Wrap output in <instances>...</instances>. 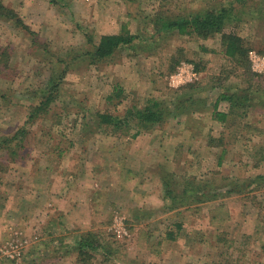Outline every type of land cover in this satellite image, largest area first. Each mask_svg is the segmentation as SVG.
I'll use <instances>...</instances> for the list:
<instances>
[{
	"label": "rangeland",
	"instance_id": "1",
	"mask_svg": "<svg viewBox=\"0 0 264 264\" xmlns=\"http://www.w3.org/2000/svg\"><path fill=\"white\" fill-rule=\"evenodd\" d=\"M214 2L167 0L166 6L174 12L183 3L187 13ZM56 3L3 0L29 30L0 18V52L5 54H0V140L11 138L24 125L28 128L21 146L15 147L18 139H10L0 150V244L21 242L19 259L0 257V264H49L53 259L52 264H110L99 252L90 251L87 261L77 262L76 242L82 229L72 215L92 212L94 217L87 222L118 253L114 264H213L220 261V247L234 257L238 250L250 249L246 263L264 264V229L258 228L263 227L264 189L257 192L261 206L247 210L244 217L242 207L250 202L242 203L244 200L236 196H218L197 205H187L190 200H185L186 205L170 210L162 185L165 174L182 189L187 177L198 184L210 175L212 186H220V177L246 178L262 173L248 157L262 134L250 129L247 133L251 135L246 133L250 140L240 136L232 141L236 151L225 156L222 167H216L219 153L207 143L209 138L218 139L223 130L210 119L186 114L147 130L131 125L121 132L97 124V114L113 112L117 99L108 102L106 98L114 88L125 95L114 111L117 113H112L116 115L130 106L141 108L149 99L170 103L176 96L190 93L189 84L199 97L207 99L210 110L220 88L205 91L202 87L216 84L219 72L221 86L243 85V70L231 69L232 64L222 54L220 36L201 40L154 34L147 18L157 6L153 0ZM244 9L245 14L237 13L238 20L228 23L224 31L251 43L250 71L261 76L264 71L253 70L249 55L254 52L264 57L257 52L264 46V1H249ZM122 25L138 36L134 46L91 64L83 53L91 51L101 35L119 33ZM178 56L183 57L169 73L170 58ZM181 63L194 66L197 81L173 85L171 76ZM51 79L57 85L51 104L26 124L29 113L44 100ZM199 84L202 87H197ZM219 105L222 109L226 104ZM200 107L198 104L190 110L196 113ZM254 113L246 121L264 131V110ZM236 131L244 135L240 127ZM11 149L17 153L11 154ZM93 150L97 153H90ZM108 150L112 152L107 155ZM104 156L110 162L98 164ZM230 157L234 164L227 163ZM58 195L59 200L52 199ZM220 204L221 209L214 208ZM194 206L200 208L198 213L178 229L175 225L182 224L186 208ZM212 212L214 220L209 219ZM117 215L125 218L129 238L120 239L111 231ZM50 217L53 221L45 220ZM163 232L173 233L176 239L163 237ZM221 236L227 243H220ZM154 248L159 251H150Z\"/></svg>",
	"mask_w": 264,
	"mask_h": 264
},
{
	"label": "trees",
	"instance_id": "2",
	"mask_svg": "<svg viewBox=\"0 0 264 264\" xmlns=\"http://www.w3.org/2000/svg\"><path fill=\"white\" fill-rule=\"evenodd\" d=\"M127 1L136 3L139 0ZM213 1L215 2L208 6H204L203 8L198 7L192 11L184 13L187 10H184L186 5L183 6V3L180 4V6L178 5L175 7V11L177 10L176 12H172L171 9L166 6L167 0H153V4L157 3L158 7H153L154 9L152 8L150 16L147 18L153 27L154 34L158 35L169 33L187 38L194 37L201 40L220 36L219 41L222 54L228 62L232 64L231 69L243 70L241 75H243L242 83L244 87H242L243 85L240 83L239 86L237 85L234 88L221 86L220 76L222 72H219L216 77V84L214 83L213 86L209 85L211 87H207L208 84H206L205 87L200 86L201 84L197 85V87L200 86L205 91H212L220 88V92L218 91L219 93L216 94L215 101L210 110L208 107L209 105H206L207 99L199 97L198 94H196L197 92L192 90L194 86L189 84L187 87L190 89V93H182L176 96L174 100H171L170 103H168L166 99H149L145 106L141 108L130 106L122 115L112 114L117 109V105L121 104L123 100L122 98L125 97L123 91L119 88H114L111 94L106 98L108 102L117 99V102L112 104V106H114L113 112L107 111L105 113L97 114V124L98 126L109 127L114 132H121L128 129L131 125H135L136 128L147 130L156 125L165 123L169 118L180 115L185 116L186 114H191L190 116L193 117L210 119L213 123L219 125L221 130H223L218 139L215 140L209 138V142L207 143V146L210 147L211 150L216 149V153H219L217 155L218 161L216 162V167H222V164L225 161V156H231V154L236 151L234 150V145L231 144L232 141L239 139L240 136H243L246 140H250L248 136H250L251 133H247L250 129L256 131L257 135L262 134L257 146L252 149L251 153H248V157L254 162V168H259V170L262 169V173L260 174L246 178L233 177L222 179L220 177V186H212L214 179L212 176L210 178V175H207V177H205L204 180L202 179L198 184L194 183L195 180L187 177L183 179L185 185L182 186V189L177 188L176 183L171 180L169 174H165L166 177L162 180L164 198L168 202V209L170 210L176 209L179 205H186L184 204L185 200H190L187 205H197L215 199L218 196H220V198L236 196L237 200H244L242 203L246 204V201L250 202L246 206L242 205L241 214L244 216L247 210L261 206V202L257 203V192L259 193V190L263 191L264 189V131L263 129H259L252 121H246V118L250 113L253 114L255 112L254 114H259L260 111L264 110V75H256L250 71L248 53L252 50L251 43L249 44L246 39L234 32H225L224 30L226 26H228V23L238 20L237 13L239 16L245 14L246 10L244 8L249 1L255 0ZM48 2L57 5L56 0H48ZM0 18L13 20L16 25L26 27L20 17L11 8H8L3 4V0H0ZM26 28L29 30L28 27ZM86 37L89 42H92L91 37ZM138 39L137 35H131L125 26L122 25L119 33L101 35L97 43L95 42L92 44V50L84 52L83 55L90 59L91 64H98L111 59L118 50H121L124 47H133V42ZM257 52L264 56V46ZM0 54L5 57L4 53L0 52ZM182 57L183 56L170 58L169 73L174 72L175 66ZM5 60L6 59H4V61ZM195 67L198 68V65L195 64ZM225 78H227V76ZM49 86L44 100L40 101L39 105L29 113L25 122L26 124H31V122L37 117V114L44 113L49 104H51L57 85L55 83L53 84V79H51ZM232 89H234V91H232ZM220 103H225L226 107L223 106L222 109H220ZM198 104L201 106L199 108L200 110L196 113H194V110H190L192 106ZM239 127L244 135H238V131L236 130H238ZM27 128L28 126L24 125L17 129L11 138L0 140V150L5 149V145L3 144H6L10 139H18L20 144H15V147L21 146L22 135ZM224 140H227L228 144H225ZM16 153L15 149H11V154ZM230 161L234 164V160H232L231 157L227 163L229 164ZM248 192L254 193L250 194L251 196H248ZM221 207H223L222 204L214 208L219 210ZM199 209L198 206L192 208L187 207V212L182 215V224L178 223L175 226H177L178 229L184 226L188 220L191 219V215H196ZM213 215L212 212L209 219L214 220L215 216ZM225 219H228L227 216ZM261 221L263 222V227L258 228L264 229V218L261 219ZM258 228L256 231L260 230ZM162 236L173 239V241L176 239V236L171 232H163ZM101 238V233L95 229L80 235L76 242L77 256L79 259L77 262L83 263V261H87V259L90 258L88 252L90 251L99 252V255H101L106 263L114 264L113 260L116 259L118 253H115V251L113 252V249L110 248V246H107L108 244H105V242H103L104 239L101 240ZM247 238L249 239V236ZM246 239L242 246H245ZM224 242L227 243V241L221 236L220 243L224 244ZM248 248H250L249 245ZM248 250L250 249H245L242 252L238 250L234 257L226 255L227 251L223 252L222 247H220V261L214 262L213 264H247L246 252ZM150 251L157 252L159 250L154 248Z\"/></svg>",
	"mask_w": 264,
	"mask_h": 264
},
{
	"label": "built area",
	"instance_id": "3",
	"mask_svg": "<svg viewBox=\"0 0 264 264\" xmlns=\"http://www.w3.org/2000/svg\"><path fill=\"white\" fill-rule=\"evenodd\" d=\"M249 57L252 62L253 70L255 72L262 73L264 71V57H260L254 52H251ZM197 80L198 73L194 70V66L186 63H181L178 66L176 73L171 76V82L175 86L193 83ZM111 231L120 239L129 238L130 236L125 225V218L123 216L117 215L113 218ZM14 235L18 236V233H14ZM18 240L15 242H9L7 245L0 244V257H4L9 260L19 259V245L21 242L18 243Z\"/></svg>",
	"mask_w": 264,
	"mask_h": 264
},
{
	"label": "crops",
	"instance_id": "4",
	"mask_svg": "<svg viewBox=\"0 0 264 264\" xmlns=\"http://www.w3.org/2000/svg\"><path fill=\"white\" fill-rule=\"evenodd\" d=\"M96 150H93V151H91L90 153H94V154H96L97 152H95ZM112 151H110V150H108V151H106L105 152V154H110ZM106 156V155H105ZM105 156L104 157H102L101 158V160H100V162L98 163V164H102L103 162L106 164V163H109L110 161H109V159L108 158H105ZM109 161V162H108ZM42 196H43V194H42ZM60 196L61 195H58V198H55L54 196L52 197V199H57V200H59L60 199ZM47 199L48 198H51V196H45ZM92 198H93V194L92 195H90V197H88V201H90V202H92ZM60 212V214L61 215H63V216H65V214L66 213H62L61 211H59ZM93 212L92 213H89V214H85V215H79V216H77L76 217V215H72L73 216V221L75 222V224H77L82 230L79 232L80 234H79V236L80 235H82V234H84V232L85 233H87L88 231H91L93 228H92V226L90 225V223H88L89 222V220L88 219H92L94 216H93ZM61 215L59 216V218L61 217ZM50 216H51V214H50ZM64 218V217H63ZM62 219V218H61ZM45 220H52L53 221V219L50 217L49 219H45ZM88 221V222H87ZM88 224V225H87ZM126 225V224H125ZM43 228V227H42ZM41 228V229H42ZM14 234V233H13ZM35 235V234H34ZM45 237H47V236H49V235H47L46 236V234L44 235ZM48 241H50V239H47ZM55 259H53L51 262H49V264H52V263H54L53 261H54ZM32 261V260H31ZM33 262H31L30 264H32Z\"/></svg>",
	"mask_w": 264,
	"mask_h": 264
}]
</instances>
